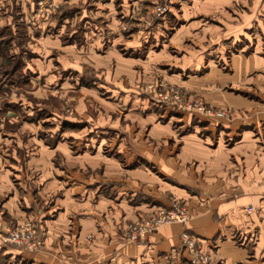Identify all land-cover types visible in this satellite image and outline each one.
I'll return each mask as SVG.
<instances>
[{
	"label": "rangeland",
	"instance_id": "obj_1",
	"mask_svg": "<svg viewBox=\"0 0 264 264\" xmlns=\"http://www.w3.org/2000/svg\"><path fill=\"white\" fill-rule=\"evenodd\" d=\"M223 1L228 5L211 0L182 5L177 0H0V264H38L33 256L44 248V231L39 219L23 209L34 203L38 210L50 201L71 207L72 200H61L73 179L69 172L79 162L89 167L103 159L92 157L98 148L115 157L113 146H134L139 152V146H156L166 165L172 157L182 169L186 191L198 197L216 171L225 178L249 171L242 146H264L260 124L249 126L252 133L242 138L237 125L223 127L216 118L195 119V127L178 122L190 113L178 105L190 100L226 110L225 120L236 109L244 111L240 117L245 120L249 110L264 113V66L241 72L233 61L237 54L241 59L254 51L264 54V0ZM158 7L166 10L158 13ZM205 53L212 66H200ZM160 94L171 99L163 101ZM185 142L207 151L180 159ZM216 160L217 166L211 163ZM153 173L152 182L168 195L162 206L173 200L185 205L177 194L183 186L164 183L166 173L160 169ZM154 211L129 220L122 241L131 243L129 230ZM190 218L178 223L179 236L185 230L198 238L187 227ZM25 221H31L41 241L37 250L7 239ZM256 223H263L262 216ZM259 226L263 230L256 224L232 231L231 239L242 247L249 240L264 241ZM178 250L185 252L181 245ZM253 252L246 261L264 264V251ZM78 263L67 256L60 264Z\"/></svg>",
	"mask_w": 264,
	"mask_h": 264
},
{
	"label": "crops",
	"instance_id": "obj_2",
	"mask_svg": "<svg viewBox=\"0 0 264 264\" xmlns=\"http://www.w3.org/2000/svg\"><path fill=\"white\" fill-rule=\"evenodd\" d=\"M179 1L180 5L185 3V0H177ZM211 1L217 6L226 4L223 0ZM209 54L205 53L206 57H201L200 66H212ZM236 57L233 61L241 72L263 69L264 54L259 55L254 51L247 59H241L238 54ZM194 68L196 66L192 67ZM236 110L231 120H208H221V125L227 128L237 125L242 138L252 133L249 127L251 125L260 124L264 131V113L249 110V117L245 120L240 117L244 111ZM201 117L204 116L184 113L178 122L195 127L198 125L194 120H200ZM184 145L180 149V159H184L187 153L191 155L195 150L204 153L207 151L199 146H188L186 142ZM113 147L116 151L115 157L102 155L98 148L92 157H102L103 159L99 158L100 163L99 159L93 160L86 167L85 163L79 162L78 166L74 165L73 172L68 171L73 179L70 185L65 184L61 200H72L71 207L66 208L60 202L50 201L38 210L32 202V206L27 205L23 209L26 216L39 219L40 229L44 231V248L33 256L38 264H60L67 256L75 258L78 264H185L189 256L178 250L179 233L182 229L178 223L166 224L148 233L137 243H126L121 239L129 220L141 217L146 210L157 209L169 202L165 190L152 182L153 175L157 176L153 171L157 172L158 169L166 173L164 183L175 189L179 188L176 186L178 183L183 186L179 188L181 194H177L186 200L185 205L191 215L187 227L198 236L203 249L214 254L218 264H250L246 257L251 252L254 254L253 250L257 253L264 251V241L260 238L249 240L244 247L236 245L231 239L232 231L245 228L250 230L256 224H262L263 230H260V226L259 230L264 232V146H242L249 171L245 174L237 172L231 178H225L220 170L216 171L214 179L207 181L209 185L198 190L200 197L197 196L198 193H189L188 185L182 183L187 180L182 169L176 167L172 157L166 160V165L158 155L156 146H139L140 152L134 146L131 149L125 146ZM256 158L258 164H255ZM211 163L218 165L217 160ZM154 166L158 169L151 171ZM96 167L101 170L96 171ZM90 170L92 172L88 173ZM68 175H64V180H68L65 178ZM121 175L125 177L122 178ZM47 196L46 194L40 199ZM195 196L198 200L193 198ZM62 214H66V223ZM257 216H262L263 223H256ZM224 233H227V237L221 239L219 235L224 236Z\"/></svg>",
	"mask_w": 264,
	"mask_h": 264
},
{
	"label": "built area",
	"instance_id": "obj_3",
	"mask_svg": "<svg viewBox=\"0 0 264 264\" xmlns=\"http://www.w3.org/2000/svg\"><path fill=\"white\" fill-rule=\"evenodd\" d=\"M165 10L166 7L157 8L158 13L164 12ZM159 96L163 101L171 99L167 94H160ZM178 106L190 113L208 118L227 117L226 110L209 108L202 100H190ZM189 218L188 208L182 203L173 200L170 206H160L155 209L153 216L148 220L135 224L127 234V241L137 243L148 233L156 231L166 224L185 223ZM7 239L15 246L28 251L37 250L41 246V241L37 239L36 229L33 227L31 221L22 222L12 228L8 232ZM199 243H201L199 238L185 230L180 234V245L189 256L187 264H214L211 257L202 251Z\"/></svg>",
	"mask_w": 264,
	"mask_h": 264
}]
</instances>
